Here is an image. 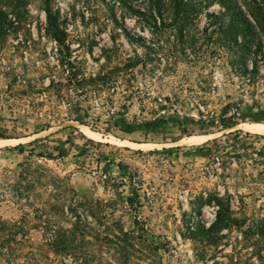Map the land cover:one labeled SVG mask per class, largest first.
Returning <instances> with one entry per match:
<instances>
[{
    "label": "rangeland",
    "instance_id": "rangeland-1",
    "mask_svg": "<svg viewBox=\"0 0 264 264\" xmlns=\"http://www.w3.org/2000/svg\"><path fill=\"white\" fill-rule=\"evenodd\" d=\"M54 2L63 53L98 87L61 64L40 0H0L26 20L0 27V264H264V130L244 128L264 126V8ZM48 218L77 222L67 249Z\"/></svg>",
    "mask_w": 264,
    "mask_h": 264
},
{
    "label": "trees",
    "instance_id": "trees-1",
    "mask_svg": "<svg viewBox=\"0 0 264 264\" xmlns=\"http://www.w3.org/2000/svg\"><path fill=\"white\" fill-rule=\"evenodd\" d=\"M256 3V6L258 8H264V0H254ZM40 4L41 7L44 9L45 14H46V28L47 31L51 34V36L57 41V43L59 44V53L62 55L61 60V64L65 65V64H69L71 67L72 72L74 73V75L77 78V87L78 88H86L89 86H94V87H98L97 86V82L95 79L89 77L86 78L82 73L83 71L80 69V67L75 64H72V60H70V55L68 53H63L65 51V49H68V45L66 44V39L68 38V33L65 30L64 27V23L66 22V18H62L61 14H60V10L59 8L55 7V2L54 0H40ZM182 4L180 2H177L174 6L177 8H179L178 6ZM181 6V5H180ZM179 11V10H178ZM13 16H15V19L12 20V18H9L8 14L0 11V27L2 28L5 24H9L12 22L17 21L18 23L20 22H25V16L22 12H17L15 14H13ZM113 16H114V20L116 22H118V24L120 25L121 28H123L124 30L128 31V36L131 37L132 39H136L139 36L135 33H130L128 30V26L126 25V23L123 21V19H118L116 13L113 12ZM239 22H235L233 27L231 28H235L236 25ZM75 62V60H74ZM54 116V113H53ZM259 121H262L261 119H258ZM160 125V120L156 119L153 121H149V122H144L141 123L139 126L140 127H153V128H157ZM231 123H224L223 126L224 127H228L230 126ZM71 126V125H69ZM0 137H5L4 134H0ZM19 149L21 151H24V145L23 143H19L18 145ZM75 211L77 215V217H80V213L77 212V208L76 207H70L69 211ZM82 212H85V210L83 209ZM87 216V213H86ZM220 217L218 216V218L216 219V221H219ZM42 228L44 230L45 234H50L52 236V239L49 237L48 241L46 242L47 245H49V247L51 248V250H53L54 252L57 251H62L64 249H67L69 247V240L73 238H75L76 233L78 232V227H77V222H74L72 227L66 228L63 225H60L56 220L53 221L52 219H47L43 221L42 224ZM25 234V233H24ZM144 239L146 241H148L149 244V248L151 250V252H157L159 250V245L158 243H155L153 241H150V239H148V237H144ZM118 264H131L130 261H117ZM147 264H166L163 261H147Z\"/></svg>",
    "mask_w": 264,
    "mask_h": 264
},
{
    "label": "bare ground",
    "instance_id": "bare-ground-1",
    "mask_svg": "<svg viewBox=\"0 0 264 264\" xmlns=\"http://www.w3.org/2000/svg\"><path fill=\"white\" fill-rule=\"evenodd\" d=\"M128 24H131L130 21H128ZM244 128L246 130H250V131H254V132H262L264 130V126L260 123H245ZM84 130H85L86 134H88L89 136H91L93 138L97 137V139H100V138L104 139V136L100 132L88 129L86 127H84ZM210 136H211L210 134H194V135L188 136L187 138H184V139L186 140L185 141L186 143H197V142L207 140ZM4 140H7V139L0 138V142L4 141ZM138 144L142 145L141 142Z\"/></svg>",
    "mask_w": 264,
    "mask_h": 264
}]
</instances>
